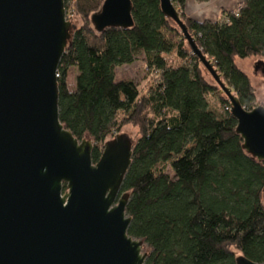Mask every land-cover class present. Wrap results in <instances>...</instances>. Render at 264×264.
<instances>
[{
	"label": "trees",
	"instance_id": "1",
	"mask_svg": "<svg viewBox=\"0 0 264 264\" xmlns=\"http://www.w3.org/2000/svg\"><path fill=\"white\" fill-rule=\"evenodd\" d=\"M63 1L67 21L82 24L57 68L59 122L92 142L93 163L122 127L138 129L120 195L127 194V233L143 242L144 264H236L238 255L263 263L264 163L243 149L227 98L160 1L130 0L133 25L102 32L91 16L104 0ZM186 1L171 3L222 83L251 111L255 89L237 62L264 60V0H241L217 20L201 21L185 14ZM140 55L144 90L116 75Z\"/></svg>",
	"mask_w": 264,
	"mask_h": 264
},
{
	"label": "water",
	"instance_id": "2",
	"mask_svg": "<svg viewBox=\"0 0 264 264\" xmlns=\"http://www.w3.org/2000/svg\"><path fill=\"white\" fill-rule=\"evenodd\" d=\"M159 1L227 98L243 149L264 163V107L240 105L171 0ZM91 23L97 32L131 27L130 0H104ZM74 28L63 0H0V264L145 262L143 242L127 233V194L120 195L134 143L118 133L93 163L92 142L59 122L57 68ZM235 263L257 264L242 255Z\"/></svg>",
	"mask_w": 264,
	"mask_h": 264
},
{
	"label": "rangeland",
	"instance_id": "3",
	"mask_svg": "<svg viewBox=\"0 0 264 264\" xmlns=\"http://www.w3.org/2000/svg\"><path fill=\"white\" fill-rule=\"evenodd\" d=\"M70 11V8H69ZM68 11V12H69ZM65 15H68L65 11ZM70 15V14H69ZM70 23L75 27L79 28L81 26V21L78 17L72 16ZM260 60L257 57L248 58L242 61H238V66L247 74L250 82L255 89V95L258 105H263L264 103V75L260 70L261 67L258 65ZM264 62V60H262ZM75 69L71 68L68 71V86L71 90L74 84ZM116 75L118 78L123 80L133 81L140 90H144L145 85L148 81V75L142 61V56H138L136 61L130 66H123L116 70ZM206 78L209 81H213L211 77L205 72ZM120 133L126 134L134 143L138 138V129L132 125H125L122 127ZM142 252H145V246L142 248Z\"/></svg>",
	"mask_w": 264,
	"mask_h": 264
},
{
	"label": "crops",
	"instance_id": "4",
	"mask_svg": "<svg viewBox=\"0 0 264 264\" xmlns=\"http://www.w3.org/2000/svg\"><path fill=\"white\" fill-rule=\"evenodd\" d=\"M241 0H210L206 3H196L194 0H187L184 7L186 15L192 19L201 21L204 19L217 20L221 9L231 10Z\"/></svg>",
	"mask_w": 264,
	"mask_h": 264
}]
</instances>
